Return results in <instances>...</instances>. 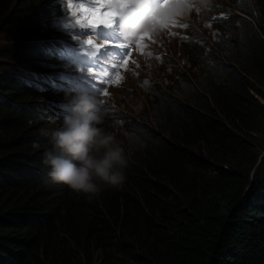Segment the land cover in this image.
<instances>
[{"label": "trees", "instance_id": "trees-1", "mask_svg": "<svg viewBox=\"0 0 264 264\" xmlns=\"http://www.w3.org/2000/svg\"><path fill=\"white\" fill-rule=\"evenodd\" d=\"M47 1L0 0V264H264V0L231 1L214 58L184 44L198 72L157 92L124 185L92 199L43 164Z\"/></svg>", "mask_w": 264, "mask_h": 264}, {"label": "clouds", "instance_id": "clouds-1", "mask_svg": "<svg viewBox=\"0 0 264 264\" xmlns=\"http://www.w3.org/2000/svg\"><path fill=\"white\" fill-rule=\"evenodd\" d=\"M53 2L47 1L46 7L50 8ZM204 2L201 0V3ZM161 3L162 0H122V6H116V26L109 29L108 33L117 36V43L131 45L141 36L156 33L164 25L187 16L189 12L184 0H173L164 8L160 6ZM49 23V28L54 30V34L50 35L54 38L49 40L57 41V45L47 55L49 58L42 60L44 70L33 72L36 81L29 83V88L38 95L34 104L44 102L39 106L45 109V115L49 112L61 121L60 124L50 123L46 115V123L50 127L41 129V135L49 138L52 148L44 153L43 164L50 169L48 176L52 181L92 199L104 187L119 189L126 180L125 149L112 133L102 127L109 118L116 120L117 111H102L96 96L80 85L84 80H77L76 85L58 82L57 77L64 73L59 62L61 49L66 48L67 52L71 50L62 45L65 43L64 35L51 17ZM155 46H159V51H162V43L158 41ZM96 55L101 61V56ZM141 63L139 60V65ZM47 77H50L48 84L44 80ZM56 110L60 111V115L56 114Z\"/></svg>", "mask_w": 264, "mask_h": 264}, {"label": "rangeland", "instance_id": "rangeland-1", "mask_svg": "<svg viewBox=\"0 0 264 264\" xmlns=\"http://www.w3.org/2000/svg\"><path fill=\"white\" fill-rule=\"evenodd\" d=\"M232 0H205L201 3L205 7L206 13L202 14L205 18L204 27L198 24L200 15L194 12H188L184 20L191 24L192 28L199 35V39L194 44H187L195 49V60L203 62L214 58L218 55L215 48L221 36L232 38L237 34V24L233 20L234 11L232 9ZM100 5V4H99ZM96 6L94 9L99 7ZM86 10V8L84 7ZM84 12V11H82ZM236 13V12H235ZM220 16L224 20L219 25H213L208 18ZM161 38V43L166 47H161L162 51L155 54L148 53V57L142 62L140 77L131 80L125 90L115 91L114 97L117 105L116 120L124 122L122 125L119 121L109 118L103 123L102 127L112 133L125 149V157H127L133 148H140L142 141L134 132L136 124L146 122L153 111L154 99L158 91H165L168 86H183V80L194 78L197 66L190 62L185 55L189 49L184 47L181 41ZM5 38L0 35V43H5ZM161 53V54H160ZM212 61L209 63L211 64ZM209 64V65H210ZM180 83V84H179ZM44 102L38 101L35 104L40 105ZM50 123H59L55 115L46 112ZM52 118V119H51ZM145 120V121H141ZM147 123V122H146ZM159 134L158 131H154ZM264 155V148L261 156Z\"/></svg>", "mask_w": 264, "mask_h": 264}, {"label": "snow or ice", "instance_id": "snow-or-ice-1", "mask_svg": "<svg viewBox=\"0 0 264 264\" xmlns=\"http://www.w3.org/2000/svg\"><path fill=\"white\" fill-rule=\"evenodd\" d=\"M184 2L187 4V7L190 8L192 5L190 4L189 0H184ZM117 4H120L122 6V0H101L100 5L96 9H82V11L85 12V15L83 17L82 21H78V23L83 24L85 27L90 29L93 33L96 32V30L100 27H103L105 29H110L114 26L115 23V16H116V6ZM169 0H162L161 7H168L169 6ZM176 21H173L170 24H175ZM169 24L164 25L163 28H167ZM147 35V34H146ZM83 45L87 48L94 49V52L90 55L95 56L97 53L100 52L101 49L106 47H116L125 49L128 47V45L124 43H113L109 40H104L103 43L97 44L96 43V37H90L87 40L83 41ZM125 64H127V60H125ZM113 67H116V65H113ZM89 73L95 74L92 69H89ZM105 77H107L109 74L107 71L103 73ZM116 84L120 83V79H117L113 81ZM107 95V92L104 93Z\"/></svg>", "mask_w": 264, "mask_h": 264}, {"label": "bare ground", "instance_id": "bare-ground-1", "mask_svg": "<svg viewBox=\"0 0 264 264\" xmlns=\"http://www.w3.org/2000/svg\"><path fill=\"white\" fill-rule=\"evenodd\" d=\"M42 102V101H41Z\"/></svg>", "mask_w": 264, "mask_h": 264}]
</instances>
